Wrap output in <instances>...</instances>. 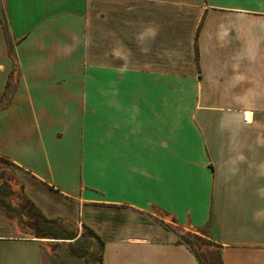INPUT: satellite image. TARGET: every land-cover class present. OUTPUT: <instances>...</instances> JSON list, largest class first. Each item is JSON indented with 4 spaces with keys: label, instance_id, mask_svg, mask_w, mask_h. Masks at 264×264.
Returning a JSON list of instances; mask_svg holds the SVG:
<instances>
[{
    "label": "crops",
    "instance_id": "0c3cea01",
    "mask_svg": "<svg viewBox=\"0 0 264 264\" xmlns=\"http://www.w3.org/2000/svg\"><path fill=\"white\" fill-rule=\"evenodd\" d=\"M0 163V264H264V0H0Z\"/></svg>",
    "mask_w": 264,
    "mask_h": 264
},
{
    "label": "rangeland",
    "instance_id": "374dc122",
    "mask_svg": "<svg viewBox=\"0 0 264 264\" xmlns=\"http://www.w3.org/2000/svg\"><path fill=\"white\" fill-rule=\"evenodd\" d=\"M0 168L7 169L4 163H0ZM0 176L10 181L9 174L1 171ZM24 201L17 188L12 184H4L0 188V218L6 224L11 221L13 224V232L16 233V225L19 235H29L26 225L32 221L21 217L20 213ZM26 207V206H25ZM27 210V208L25 209ZM26 212V211H25ZM29 212V211H27ZM26 217V216H25ZM42 225V224H41ZM44 233L55 236L62 240H70L68 251L72 255H76L78 259H82L84 264H100V251L97 241L84 228L72 225L70 223L56 222L53 224L43 225ZM43 234V233H42ZM52 236H47L48 238ZM183 239L189 242V245L196 251L204 264H218V251L214 243L194 234H181ZM194 236L199 238L195 239Z\"/></svg>",
    "mask_w": 264,
    "mask_h": 264
},
{
    "label": "trees",
    "instance_id": "16d2710c",
    "mask_svg": "<svg viewBox=\"0 0 264 264\" xmlns=\"http://www.w3.org/2000/svg\"><path fill=\"white\" fill-rule=\"evenodd\" d=\"M37 218H38V222H36V224H35V226L34 227H36V229H37V227H38V225L40 226V228H39V233H40V235L42 236V237H46V236H52V235H48L47 233H44L46 230H44V227H43V225H48V224H53V223H55L54 221H50V220H47V219H45L44 217H42L41 215H39V214H37V216H36ZM42 224V225H41ZM88 231V233L95 239H97L98 240V238L95 236V234L92 232V231H90V230H87ZM43 233V234H42ZM52 237H55V236H52ZM194 238L196 239H198L199 237L198 236H194ZM180 239L182 240V241H184L186 244H188L189 245V242H187V241H185L184 239H183V237L182 236H180ZM99 241V240H98ZM190 246V245H189ZM191 247V246H190ZM198 258H199V260L202 262V260H201V258L198 256ZM202 264H204L203 262H202Z\"/></svg>",
    "mask_w": 264,
    "mask_h": 264
},
{
    "label": "built area",
    "instance_id": "2783aa9c",
    "mask_svg": "<svg viewBox=\"0 0 264 264\" xmlns=\"http://www.w3.org/2000/svg\"><path fill=\"white\" fill-rule=\"evenodd\" d=\"M250 115L249 113H243V120L244 122H249Z\"/></svg>",
    "mask_w": 264,
    "mask_h": 264
}]
</instances>
